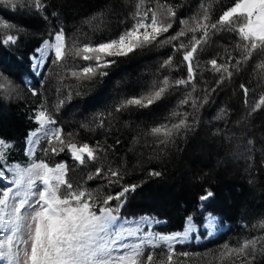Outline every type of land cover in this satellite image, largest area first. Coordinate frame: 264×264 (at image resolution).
Instances as JSON below:
<instances>
[{"label": "trees", "instance_id": "trees-1", "mask_svg": "<svg viewBox=\"0 0 264 264\" xmlns=\"http://www.w3.org/2000/svg\"><path fill=\"white\" fill-rule=\"evenodd\" d=\"M139 2L140 0H66L62 12L68 35L78 45L115 38L124 30L126 24L131 26L134 22L132 14ZM200 2L201 0H143L142 11L147 8L154 9L163 23L170 21L167 8L161 5L175 8L177 16L173 28L158 38L161 43L137 48L127 56L109 58L116 62L104 69L108 75L103 78L96 76L79 82L74 78L67 79L65 84L69 87L62 88V95H67L70 90L73 96L56 115L58 124L66 132L77 134L75 139L78 142L92 144L95 139H105L103 130L92 132L80 128V125L93 120L101 112L113 111V116L109 117L110 124L107 125L110 135L106 139L108 144H115L119 139L120 144L108 154L109 161H98L95 166L107 167L110 163L112 167H116L117 163H123L127 170L124 173V182L142 184L135 194L128 197V202L122 209V217L132 219L150 216L161 223L155 230L165 234L182 231L188 216H192L197 224L202 223L207 213L219 216L222 225L229 224L230 227L225 233L201 246L175 248L177 252L199 254L196 264H207L209 259L205 258L214 251L217 252L223 244L230 245L236 241L238 235L247 229L245 225L251 227L259 219H264V166L260 164L259 151L255 156L253 172L255 185L248 183L244 161L236 166L232 163H235L232 153L249 139L254 141L256 149L264 150V107L251 117L248 116L254 102L264 94V73L256 70L259 60L249 61L240 72H234L231 79H226L217 86L219 74L211 69L208 61L216 58L218 63H224L226 61L221 56L226 57L229 54L241 58V50L235 47L238 37L229 32H217L195 55V91L192 90L193 85L173 86L163 99L148 108L130 107L121 113L114 112V106L122 99L148 94L155 86H160L165 76L173 83L177 79L187 78V66L183 63L182 52L174 53L171 43L164 41L183 28L187 35L181 39L190 47L193 33L188 29L194 27L191 20L198 12ZM209 3L215 20L220 11L231 6L233 0H209ZM112 5L115 6L114 10ZM101 10L103 15L96 16ZM94 16L96 18L93 20ZM180 19L189 23L181 25ZM0 20L24 25L30 33L21 35L12 49H7L0 42V73L9 76L21 87L20 94L11 98H0V138H5L14 145L9 153V163L26 164L25 140L28 133L37 128V124L29 117L34 115V109L41 103L46 102L51 106L56 102L60 94L55 91V74L63 69L47 62L39 82L30 72L29 57L40 47L42 40L48 38V29L36 17L29 16L20 9L10 12L0 6ZM196 35L199 36L200 33ZM73 55L70 54L67 58V64L72 67L80 60H73ZM169 56L173 58L172 65L161 68L160 65ZM27 77L32 79L39 96H33L24 87L23 78ZM241 83L250 88L248 105L245 104ZM211 89L215 91L212 92ZM206 90L208 103L200 107L199 102L205 96ZM77 92L79 95H76ZM186 96H189V103L180 104L181 99ZM192 99L197 100L195 107ZM221 108L228 115L223 120L214 119ZM79 109L81 112L72 119L70 113ZM174 112L187 113L193 130L176 135L175 142L161 152L163 146L157 144V137L152 136L150 130L161 124L177 122L178 118L172 115ZM216 129L220 130L218 135ZM42 146L47 147V144L44 143L38 148L36 161H44L49 165L58 162L45 156ZM62 159L68 161L72 169L69 177L75 181L83 183L89 171L94 170L75 165L68 156ZM218 161L223 163L218 165ZM149 169L161 171L163 175L150 177ZM80 172L83 173L82 176ZM104 184L103 180H93L87 181L84 187L93 190L102 198L106 192L116 190L115 186L106 189ZM203 188L211 189L215 195L201 211L198 194L202 193ZM210 248L212 250L208 252ZM145 251L154 252L157 259H160L166 255L167 250L159 247ZM180 259L182 257L177 258L178 261ZM259 260L263 263L264 257L260 256Z\"/></svg>", "mask_w": 264, "mask_h": 264}, {"label": "snow or ice", "instance_id": "snow-or-ice-1", "mask_svg": "<svg viewBox=\"0 0 264 264\" xmlns=\"http://www.w3.org/2000/svg\"><path fill=\"white\" fill-rule=\"evenodd\" d=\"M10 3L13 10L17 8L36 17L47 29V39L42 40L31 56L33 69L39 72L46 67L47 60L52 65L63 69L55 74L57 87L55 91L57 100L51 106L46 102L34 109V115L29 119L39 125L26 137L25 155L31 161L27 167L19 163H9V153L14 145L5 138H0V229L5 234L0 239V264H177V258L190 259V252H177L174 245L189 239L190 233L196 230L193 217L188 216L182 231H173L169 234L147 233L143 234L139 225L143 223H160L141 217L139 221H127L122 217V209L128 202V197L136 193L142 184L124 182V173L127 171L123 163L116 167L95 166L98 161H109L108 154L120 144L117 139L115 144H108L106 137L110 135L109 117L113 111L101 112L93 120L82 123L80 128L96 132L103 130L104 140L95 139V142L81 143L75 137L76 133L66 132L58 124V114L65 104L72 99L73 92L68 91L62 95V88H68L65 81L69 78L75 80H91L96 76L101 78L108 75L104 69L116 61L110 57L127 56L137 48L161 43L158 39L162 34L168 33L173 28L177 10L170 5H161L167 8L168 23H163L157 12L152 8L142 11L143 0L136 4L132 14L134 21L131 26L125 25L124 30L115 38L109 37L103 42L92 41L76 44L68 35L64 23L62 9L66 0H5ZM114 5L112 8L114 10ZM103 10L96 16H102ZM94 16L92 19L94 20ZM150 19V23L146 22ZM238 23V21H241ZM189 21L180 19L181 25ZM194 27L188 29L192 32L190 47L182 39L187 35L181 28L175 35L168 37L164 43H171L174 53L183 54V63L187 66V78L169 81L165 76L160 86L139 97L125 98L114 106L115 113H121L130 107L148 108L164 98L173 86L193 85L195 72L194 59L196 53L217 32H229L238 37L235 47L241 50V58L229 54L221 56L224 63H218L216 58L208 61L219 79L217 86L226 79H231L234 72H240L249 61L259 60L256 70L264 73V0H233L231 6L218 13V18L213 20L209 0H201L198 12L192 18ZM0 32V42L3 45H15L21 35L30 34L24 25L3 23ZM15 32L16 34H10ZM200 33L199 36L196 34ZM178 42V43H172ZM72 59L77 58L90 62L87 66H67V58L73 52ZM94 61V64L91 63ZM234 61V62H233ZM173 58L169 56L160 65L167 68L172 65ZM41 75L43 73H40ZM259 84V81H258ZM240 88L245 97V104H249L250 88L241 83ZM17 91L16 83L9 77L0 74V98L11 97ZM212 92L215 89H211ZM264 93V90H262ZM33 96L40 93L32 89ZM79 95V92L76 93ZM191 94L189 93V96ZM189 96L181 99L180 104H188ZM192 105H197V100L192 99ZM208 103V93L199 102L203 107ZM264 107V94L254 102L248 116ZM177 117L175 123H165L152 127L150 134L157 137V144L162 145L161 152L170 143L175 142V136L192 131L193 127L188 122L187 113L174 112ZM228 115L224 108L219 110L214 119L223 120ZM127 127V125H126ZM135 131V129H130ZM220 133L216 129V134ZM41 137L46 141L47 147L41 148L45 156L51 153L60 156L61 153L70 155L71 160L82 168L94 169L89 171L83 183L69 177L72 170L67 160L56 162L54 167L48 163L33 160L36 145L40 144ZM160 137H163L161 139ZM136 142V138H133ZM257 151L261 157L260 164L264 166V150H258L253 140L249 139L242 147L232 153V158L243 160L246 164L245 172L248 173V183L255 185L253 176L255 170V156ZM218 165L223 161H218ZM150 177H161V171L149 169ZM103 180L106 189L113 188L101 198L93 190L84 187L87 181ZM215 193L209 188H203L198 194L199 206L204 207L205 202L213 198ZM115 202V203H113ZM123 221V222H122ZM135 223L136 227H125V224ZM217 225V218L212 213L204 217L203 227L212 235ZM248 229L247 234L236 244L225 243L216 253L211 254L209 264H261L259 257L264 255V219H259ZM134 238V239H131ZM163 245L167 251L160 259L154 252H146V248L156 249Z\"/></svg>", "mask_w": 264, "mask_h": 264}, {"label": "rangeland", "instance_id": "rangeland-1", "mask_svg": "<svg viewBox=\"0 0 264 264\" xmlns=\"http://www.w3.org/2000/svg\"><path fill=\"white\" fill-rule=\"evenodd\" d=\"M0 6L4 9V10H7V11H10V12H12V11H17V9L16 10H13L12 9V6H11V4L10 3H6L5 2V0H0ZM27 14V13H26ZM146 22H148V23H150V20H148V21H146ZM242 22V21H241ZM3 23H5L3 20H0V30L2 31V32H7V30H5V29H3V27H2V24ZM14 34H16V33H14ZM2 45H3V43H2ZM16 45V44H15ZM15 45H8V46H5V45H3V46H5L7 49H12ZM71 54H74V51L71 53ZM32 56V55H31ZM31 56L29 57V61H30V72L32 73V75L34 76V78H36V79H38L39 80V82H41V80H42V75L40 74V73H43L44 72V70H45V67H42L40 70H39V72H37L36 70H34L33 69V67H32V65H33V60L31 59ZM111 58V57H110ZM77 59H79V58H77ZM47 60L45 61V64L47 65ZM90 62H88V61H83V60H79L78 61V65H83V66H87L88 64H89ZM91 63H93L94 64V61L93 62H91ZM72 65H73V61H72ZM67 66H69V67H72L71 66V64H67ZM1 74V73H0ZM23 85H24V87L25 88H27L29 91H30V93L32 92V89H34V83H33V81H32V79H30V78H23ZM16 86H17V91H16V93L14 94V95H12L11 97H14V96H16V94H20V92H21V87H19L17 84H16ZM11 97H9V98H11ZM81 111H80V109L79 110H76V111H72L71 113H70V116H71V118L72 119H74L75 117H77V114H79ZM37 124V123H36ZM37 127H39V125L37 124ZM35 130V129H34ZM25 143H26V140H25ZM44 143H46V141L44 140V138L43 137H41V141H40V144H38V145H36V152H37V150H38V148H40V146L42 145V144H44ZM26 147V146H25ZM36 152H35V155H34V157H33V160L35 161V162H37V163H39L40 161H36ZM26 156V155H25ZM64 156H68L69 158H70V160H71V157H70V155H67L66 153H64V154H60V156H53L51 153H49V155H48V157H51V160L52 161H55V160H58V162H61L63 159V157ZM26 158H27V163L26 164H21V163H19L20 165H21V167H27L28 166V164L31 162V161H29V158H28V156H26ZM72 162H74V161H72ZM231 162H232V159H231ZM243 162V160H239V161H237V160H235V163L234 162H232L233 163V165L234 166H236V164L237 163H242ZM10 164H12V163H10ZM13 164H16V163H13ZM74 164H75V162H74ZM54 165L55 164H53V165H49L50 167H54ZM78 166V165H77ZM236 168V167H235ZM81 174H80V176H82V172H80ZM76 174V173H75ZM95 194H96V192H94ZM208 202V201H207ZM207 202H205V204H207ZM115 203V202H114ZM204 209V207L203 208H201L200 207V210L202 211ZM208 215V213L205 215V216H207ZM214 215V214H213ZM204 216V217H205ZM214 216H216V218H217V225H216V228L214 229V231H213V234L212 235H208V230L207 229H205L204 227H203V224H204V217H203V221H202V223H199V224H197L195 221H194V219H193V223L196 225V230L194 231V232H192V233H190V236H189V239L188 240H186V241H184L183 243H179V244H176V245H174V247L176 248V247H179V246H201V245H203V244H205V243H207L208 241H211V240H214V239H216V238H218L220 235H222L223 233H225L228 229H229V227H230V225L228 224H224V225H222L221 223H220V217L219 216H217V215H214ZM141 217H148V216H141ZM141 217H139V218H135V219H126V218H124L125 220H127V221H139L140 220V218ZM150 220H154V219H151L150 217H148ZM123 222V221H122ZM158 225V223H155V222H151V223H143V224H141V225H139L140 226V228H141V232L143 233V234H147V233H149V232H151V233H160V232H155L154 231V229H155V227ZM186 225V224H185ZM137 226V224H135V223H128V224H125V227H136ZM5 231L6 230H4V229H0V239H2L3 238V236H4V234H5ZM247 231H248V229H246L245 231H244V233H241L240 235H238V237L236 238V241L237 240H240V239H242L243 238V236L244 235H246L247 234ZM160 234H164V233H160ZM131 239H134V238H131ZM236 241H234L233 243H231L230 245H235L236 244ZM161 246H163V245H161ZM146 249H148V248H146ZM212 250V248H210L209 250H208V252L209 251H211ZM214 253H216V251H214L213 252V254ZM194 254H196V253H194ZM210 256H212V255H210ZM210 256H207L205 259H207L208 260V262H207V264H209V261H211L212 259V257H210ZM263 257H264V255H262ZM164 257V256H163ZM196 258H198V255H193L190 259H187L186 260V262H185V258H183L182 257V259H180L179 261L177 260V264H196V262H195V260H196ZM261 262V261H260ZM261 264H264V262L262 263L261 262Z\"/></svg>", "mask_w": 264, "mask_h": 264}]
</instances>
